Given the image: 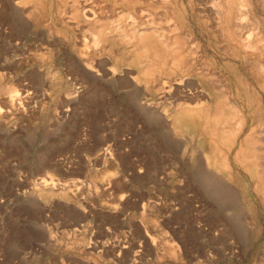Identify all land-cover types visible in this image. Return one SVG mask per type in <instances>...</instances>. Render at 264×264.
Segmentation results:
<instances>
[{
    "label": "rangeland",
    "instance_id": "rangeland-1",
    "mask_svg": "<svg viewBox=\"0 0 264 264\" xmlns=\"http://www.w3.org/2000/svg\"><path fill=\"white\" fill-rule=\"evenodd\" d=\"M231 1L240 12L236 25H242L250 40L262 43L264 35L258 33L264 31V0ZM212 2L170 0L161 7L170 16L168 26L182 27L175 30L174 25L168 38L171 32L174 40L191 33L192 44L197 43H190L193 49L186 44L199 60L193 67L199 76H187L186 85L207 93L214 83L210 78L223 75L226 85L215 79L217 93L224 88L233 94L231 101L234 98L239 106L249 104L253 112L261 106L257 100L262 95L264 113V76L260 74L264 40L251 51L242 49L238 41H229L233 31L226 35L218 27H223V14ZM41 3L49 16L54 0ZM65 10L70 12L69 7ZM3 18L5 15L0 16V264H264L262 198L242 176L229 181L236 194L203 179H188L184 146L202 145L199 138L206 116L178 115L175 104L183 102L178 100L179 92L171 91L172 96L164 100L150 88L152 82L148 81V87L142 80L140 68L133 62L141 51L131 48L137 40H131L130 27H124L126 39L121 33L125 40L118 38L112 50L108 40L105 50L92 54L90 31H72L67 38L60 31L54 43L44 44L47 42H41L34 29L21 26L25 20ZM122 20L128 22L127 17ZM99 27L102 29L100 22ZM150 37L147 34V40ZM172 39H168L171 44ZM88 53L95 56L92 61ZM77 54H86L92 73L74 67ZM147 55L144 53L148 57L144 63L153 61ZM168 60L165 68L177 72L172 59ZM252 63L261 65L262 70L258 65L255 69L261 70L263 78L254 74ZM206 72L215 73L208 78ZM236 89L242 91L240 98ZM12 97L17 102L11 107ZM194 97L189 100L192 106L208 103L206 97ZM42 180L55 187L41 190Z\"/></svg>",
    "mask_w": 264,
    "mask_h": 264
},
{
    "label": "bare ground",
    "instance_id": "bare-ground-1",
    "mask_svg": "<svg viewBox=\"0 0 264 264\" xmlns=\"http://www.w3.org/2000/svg\"><path fill=\"white\" fill-rule=\"evenodd\" d=\"M88 1L91 2L90 6L86 5V3H88ZM0 2L2 5L1 9H0V16L4 17V15H5V18H3V19L8 21V20H10L11 17H14V20L12 19L13 21H15V19L19 20V18L25 20L26 22L23 21L24 25H21V26H24L25 28L29 27L31 29H34L36 31V33L38 34L40 41L41 42H47L44 44H49L48 43L49 41H52L54 43V40H55V38H57L60 31H62L64 33L66 38H67L66 35L71 34L72 31L73 32H81V31L85 32V30L90 31V33H92V35H93V38L91 41V46H90L92 49V54H98L101 51L105 50L104 48L106 46H104V44H106L108 40L111 41V42H109L110 47H111V45H113V43L114 44L117 43V41H118L117 39L122 36L121 33L125 34V39H126V36H127L126 32L127 31L124 32L125 31L124 27L125 26H126V28L130 27L128 31L131 35L130 36L131 40H133V38L134 39L136 38L137 41H134L135 43L133 45H132V42L130 40L129 41L127 40V42L128 43L131 42L132 47L130 46V44H129V46L131 48L135 47L137 52L141 51L140 54H138L136 52L137 53L136 55H138L137 60H134L133 62H134V64L138 65V67L140 68V70H139L140 74H142V76L144 77V79H142V80L143 81L145 80L146 83H148V81H150V83L152 82L153 86H152V84H150V88H154L156 93H158L159 96H161V98H163L164 100L166 99V97H168V96L170 97L171 91H173V93L179 92L178 94L179 95L181 94L180 95L181 99H178V100H180V101L182 100L183 102H180V103L177 102L176 104L174 103L175 108H176V113L178 115L180 114V115H186V116H190V117L193 116V118H194V115H197V116L198 115L199 116L205 115L206 116L205 124L202 125V128L204 127L203 128L204 130L201 128L203 130V132L201 131V129H199L200 132H202V133L200 135L201 138H199V137L198 138L201 139L200 141H202V145H199L200 147L198 146V147H194V148H190V149H186L187 147L184 146L185 149H184L183 153H184V161L188 165V170H187L188 179L192 180V182L193 181L195 182L196 180L201 181L203 179V180H206L207 182H209L208 184H210V185H216L217 187L219 186L221 188L223 187V188H225L226 191L233 192L236 194V191L231 187L229 181L233 180V178H236V176H242L246 180H248V183H251V185H252L251 187H253V189H252L253 193L260 196L264 202V122H263V119H264L263 114L264 113L262 110L263 108L261 107L262 106V102H261L262 101V95H260L259 96L260 99L257 100L261 103V106H259L258 109L254 112L252 111V106L249 104H247V105L243 104L242 106H239L235 102L236 100L234 98L232 99L234 101H231L230 99L232 98L233 94L231 95V92L228 91L229 92L228 93V92H226L227 90H224V88H223L222 90H224L226 92L225 93L224 91L220 90L221 87L219 90L222 91L221 92L222 94L223 93L224 94L222 95L223 99L220 100L219 98H221V96L218 95V93H220V91H218V93H217V91H215L216 88L213 87V86H215V79L217 81V79L219 78V77L214 78L215 72L214 73L213 72H210V73L206 72L207 73L206 76L208 78L214 76L213 77L214 80H212V78H210L211 79L210 81L211 82L214 81V83L212 82V85L210 84L211 87L209 86V88H211V90H207L208 91L207 93L202 91L203 88H202V90H198L197 88H194V87L189 89V86H188L189 84L186 85L187 81H185V80L190 79L187 76L194 74L193 71L195 72V70L193 67L197 63V61L199 62V60L195 59L194 54L189 50L190 48L186 46L187 43L192 44V40L190 39V37L193 36V34H191V33L185 34V32H182L186 36L185 37L184 35H182V37H184V39H182V37H180L178 35V33L180 34V32H178L177 34L175 33L178 36L174 40L175 36L172 35V32H171L169 35H170V38L173 36L172 40H174V43L171 44L168 41V39L170 40V38H168V33L174 29V25H175V30L176 29L182 30V27L180 28L179 26H177V24L172 25L173 27L168 26V22L170 21V16L168 15V13H165L163 10H161V7H163L165 5H169L170 0H56V1L54 0L55 6L50 8V9L48 8L50 10V11L48 10L50 12L49 16L46 15L44 13V10L41 8L42 4H43V3H41V0H0ZM43 2H44V0H43ZM69 3H70V5L67 6V4H69ZM233 3L231 0H213V2H212L213 6L216 7L218 5L219 9L221 10V14H223V19H224L223 21H221V22H223V24H222L223 27H221L220 25H218V27L225 29L226 35H227V33H229V31L230 32H231V30L233 31V33H231L232 35L229 34L232 37L231 36H230L231 38H229V36L227 37L230 39L229 41H233L232 43L236 44L235 42H237V41L240 42V44L242 45V49H244L245 51L255 50V49H257V46L258 47L261 46V45H259L261 42H259L258 40L256 42H255V40H252V39L250 40L251 36L247 35L248 34L247 32L242 31L244 29V28H241L242 25L240 23H239V25H236L237 24V23H235L236 19L237 20L240 19L239 18L240 12L237 13L238 11L236 12L234 10ZM72 4H73V6H72ZM49 6H50V3H49ZM65 7H69L70 12H67L65 10ZM204 8H206V7H204ZM53 9H55V12L53 11ZM235 9H236V7H235ZM202 10H200V12H204V10L203 11ZM46 11H47V9H46ZM210 12H213V14H214L213 9ZM216 12H218V11H216ZM218 13L220 14V11ZM218 13L217 14L215 13L216 16L218 15ZM210 15H211V13H210ZM123 17L128 18V20H127L128 22H125L127 24L122 22L123 21L122 19H124ZM200 18H201V15H200ZM13 21H12V24H13ZM28 21H29V23H28ZM99 22L101 24L102 29H99L100 28ZM215 22H216V20L214 21V23ZM215 24H217V23H215ZM15 25H16V23L14 24V26ZM171 27H172V29H171ZM243 27H245V26L243 25ZM258 27L259 26L257 25V28ZM262 27H264V26H262ZM59 28H61L62 30H60ZM220 28H219V30L221 31ZM248 28H250L252 31V29L254 27L252 28L250 26ZM255 28H256V26H255ZM255 28H254V31H256V29H257V28L255 29ZM250 29H248V31ZM246 30H247V28H246ZM91 31H93V32H91ZM259 31H260V29H259ZM173 33H174V30H173ZM223 33H225V32H223ZM262 33L264 35V31H263L260 34L258 33V36H260ZM147 34L151 36L150 37L151 39L147 40ZM188 37H189V39H188ZM125 39H124V36L121 37V40H125ZM259 39H260V37H259ZM262 39H260V41ZM263 40H262V43H263ZM212 41L215 42V40H212ZM101 44H103V46ZM191 44H190V46H192L193 44L196 45L197 43H193L192 45ZM225 44L227 46V43H225ZM126 45H128V44H126ZM262 45H264V43ZM112 48L113 47H111L110 50H112ZM120 48H122V47L120 46ZM191 49H193V46ZM124 50H126V49H124ZM79 53H80V51H79ZM144 53L146 56H148L147 54H150V56H151L150 60L153 59V61H151V62L146 61L147 63L146 62L144 63V60L146 58L148 59V57H144ZM82 54H77L79 56H77L74 67H76L78 69V71L81 70L84 72L85 71L91 72L93 69L91 68L90 63H88V59H85L86 57H84L87 53L83 56H82ZM88 56H89V53H88ZM91 56H94V55H91ZM91 56H89L90 57L89 61H92ZM246 57H248V56L246 55ZM168 58L172 59V65L174 67H176L175 69L178 70L177 72H173L174 70L173 71L170 69L167 70L165 68V65H166L165 63L167 62ZM249 59L250 58H248V60H246V58H245V60L248 63H249ZM257 59L259 60V58H257ZM161 61H162V63H160ZM168 61H170V60H168ZM252 61L254 62L255 59L254 60L252 59ZM123 62H124V60H123ZM0 63H1V61H0ZM241 63H243V62L241 61ZM249 64H251V63H249ZM260 64H261V62H260ZM257 65H258V63H257ZM257 65H254V64L252 65V66H254V70H255L254 74L255 75H256V73L259 74V72L262 70V68H260V66L262 64L260 66L258 65L259 66L258 68L261 69V70L259 69V71H258V68L255 69L256 68L255 66H257ZM262 67L264 68V66H262ZM196 68H197V66H196ZM199 68H197V69H199ZM235 68H236V66H235ZM171 69H172V66H171ZM210 69H209V71H210ZM256 70L258 72H256ZM244 71H246V70H244ZM263 71H264V69L260 73L262 76H264ZM107 72H108V70H107ZM93 73H95V72H93ZM246 73H248V72H246ZM217 74H218V72H217ZM233 74H234V72H233ZM260 74L258 75V77H259L258 79H261V77H262ZM194 75L197 77L199 76L196 73ZM204 76H205V74H204ZM220 76H221V78L218 80H220V82H221L223 75H220ZM39 77H41V76H39ZM207 77L205 80H208ZM0 78H1V75H0ZM244 78H245V76H244ZM202 79H204V78H202ZM201 80H199V81H201ZM262 80L264 81V79H262ZM137 81L138 80H136L135 82H137ZM238 81H239V78H238ZM242 81L243 80H241L240 82H242ZM255 81H257L256 83H258V80H255ZM217 82H219V81H217ZM223 82L224 81H222V84H223ZM225 82H227L226 79H225ZM225 82H224V84H225ZM205 83H207V82H205ZM143 84H145V83L143 82ZM198 84L199 83L197 80V85ZM220 84H218V85H220ZM147 85L149 87V83ZM236 85H238V84H236ZM216 86H217V84H216ZM150 88H148V89H150ZM146 89H144V90L146 91ZM240 89L239 90L236 89V91H237L236 94H237V97H239V98L241 97V92H242V91L239 92ZM248 89H249V87H248ZM139 90H141V89H139ZM140 92H142V91H140ZM137 93H138V91H137ZM150 93H151V91H150ZM192 93H194V96L202 97V99L206 97L208 99V101H207L208 103L204 104V102H206V101H204L201 104L195 103L196 105L194 104L195 106L194 105L192 106L189 103V100H193V98H190V97H194V96H192L193 95ZM254 95H256V94L254 93ZM180 96H178V97H180ZM230 96H231V98H230ZM13 97H15V96L13 95ZM13 97L9 101V105L11 107L14 106L15 102H17L16 101L17 99L15 100V98H13ZM176 97H177L176 95H175V97L173 96V98H176ZM242 97H245L243 93H242ZM146 99H145V101H146ZM153 99H154V97H153ZM252 99L256 100L255 97ZM186 101H188V103ZM195 101H197V99ZM243 101L245 103L244 99H243ZM171 104H173V103H171ZM246 112H248V116L246 115ZM63 113L64 114L68 113V110H65ZM197 116H195V117H197ZM196 119H200V118L198 117ZM196 119H194V120H196ZM167 121L169 122L170 120L167 119ZM172 123L175 124V122H172ZM174 127L173 126L171 127L172 132L175 130ZM200 132H198V133H200ZM186 136H188V135H186ZM174 137L176 138V136H174ZM193 137H194V135H193ZM182 139H184V138L182 137ZM177 141H176V143H177ZM198 143H200V142H198ZM184 145H186V144H184ZM182 157H183V155H182ZM236 179L238 181V178H236ZM248 183L246 185H248ZM189 184H190V182H189ZM40 185H41V186H39L40 188L42 187L46 190L47 189L46 187L48 185H53V184L51 182L48 183L46 180H42L40 182ZM232 185H234V184L232 183ZM189 187H190V185H189ZM42 188H41V190H42ZM49 188H51V187H49ZM228 247H229V245H228ZM227 249L228 248H226V250ZM191 256H190V258H191ZM193 258H194V254H193ZM187 260L189 261V259H187ZM129 261H130V259H129Z\"/></svg>",
    "mask_w": 264,
    "mask_h": 264
}]
</instances>
